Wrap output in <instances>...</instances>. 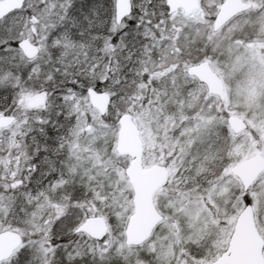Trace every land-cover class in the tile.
Returning a JSON list of instances; mask_svg holds the SVG:
<instances>
[{
  "label": "snow or ice",
  "instance_id": "obj_1",
  "mask_svg": "<svg viewBox=\"0 0 264 264\" xmlns=\"http://www.w3.org/2000/svg\"><path fill=\"white\" fill-rule=\"evenodd\" d=\"M0 264H264V0H0Z\"/></svg>",
  "mask_w": 264,
  "mask_h": 264
}]
</instances>
